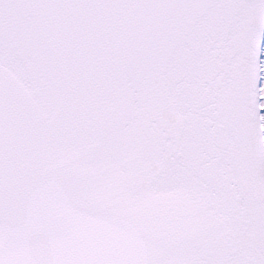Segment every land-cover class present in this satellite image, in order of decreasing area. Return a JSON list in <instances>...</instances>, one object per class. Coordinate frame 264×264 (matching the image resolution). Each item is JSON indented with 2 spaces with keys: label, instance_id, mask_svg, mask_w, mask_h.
Returning a JSON list of instances; mask_svg holds the SVG:
<instances>
[{
  "label": "snow or ice",
  "instance_id": "6c2138e0",
  "mask_svg": "<svg viewBox=\"0 0 264 264\" xmlns=\"http://www.w3.org/2000/svg\"><path fill=\"white\" fill-rule=\"evenodd\" d=\"M0 264H264V0H0Z\"/></svg>",
  "mask_w": 264,
  "mask_h": 264
}]
</instances>
